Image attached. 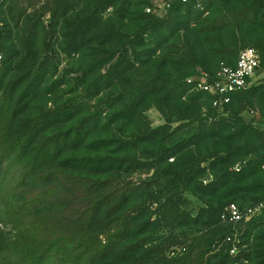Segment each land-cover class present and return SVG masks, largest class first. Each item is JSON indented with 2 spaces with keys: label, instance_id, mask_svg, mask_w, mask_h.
Wrapping results in <instances>:
<instances>
[{
  "label": "trees",
  "instance_id": "trees-1",
  "mask_svg": "<svg viewBox=\"0 0 264 264\" xmlns=\"http://www.w3.org/2000/svg\"><path fill=\"white\" fill-rule=\"evenodd\" d=\"M153 2L3 0L0 264H264V81H189L264 66V0Z\"/></svg>",
  "mask_w": 264,
  "mask_h": 264
},
{
  "label": "built area",
  "instance_id": "built-area-1",
  "mask_svg": "<svg viewBox=\"0 0 264 264\" xmlns=\"http://www.w3.org/2000/svg\"><path fill=\"white\" fill-rule=\"evenodd\" d=\"M157 0H154L153 7L147 9L148 12L152 10L162 14L167 10L172 4L178 1H188V0H161L162 9H157ZM3 0H0V10ZM3 26V21L0 14V29ZM2 60V55L0 54V62ZM264 81V66L262 63V56L260 52L254 47H245L240 51L237 63L235 66H230L226 63H221L220 68L215 74H210L208 72H201L199 75L194 76L189 79V81H195L197 84V89L208 92L213 96V105L215 107L223 108L224 105L231 101L232 94L247 89L254 82ZM260 80V81H259ZM251 114L257 116L258 111H251ZM239 170V165L236 166ZM231 214L234 219H239L241 216L239 210L235 205H232ZM233 252V251H232Z\"/></svg>",
  "mask_w": 264,
  "mask_h": 264
},
{
  "label": "rangeland",
  "instance_id": "rangeland-1",
  "mask_svg": "<svg viewBox=\"0 0 264 264\" xmlns=\"http://www.w3.org/2000/svg\"><path fill=\"white\" fill-rule=\"evenodd\" d=\"M35 1H36V2L40 1V2H41V1H44V0H35ZM156 3H157V6H158L157 9L161 10V9H162V1H161V0H157ZM257 80H258V79H256V82H254V83H257ZM259 81H260V80H259ZM250 116H251V115H250ZM250 116L247 115V119H250ZM148 117H149L151 123H152L154 126H158V125H161V124H164V123H165V120H164V118L162 117L161 113H160L157 109H155V108H152V109H150V110L148 111ZM256 120H257L258 122H256L255 124H256L257 126H259L260 128H264V122H259V121H260V116H257V117H256ZM142 176H143V175H142ZM143 177H144V176H143Z\"/></svg>",
  "mask_w": 264,
  "mask_h": 264
}]
</instances>
